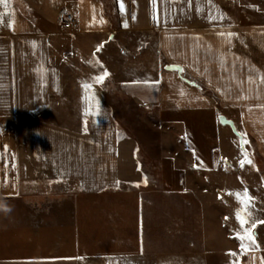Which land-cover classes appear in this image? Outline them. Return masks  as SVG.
Segmentation results:
<instances>
[{"label":"crops","instance_id":"0c3cea01","mask_svg":"<svg viewBox=\"0 0 264 264\" xmlns=\"http://www.w3.org/2000/svg\"><path fill=\"white\" fill-rule=\"evenodd\" d=\"M113 3L116 25L104 0L0 3V220L4 219L0 264H28L17 261L20 254L32 243H43L38 237L15 240L10 232L15 228L14 200L44 167L54 178L83 180L89 190L141 173L132 138L117 125L113 107L95 80L94 39L119 37L120 51L153 49L158 51V62L163 56L193 80L211 85L221 102L235 109L264 162V0ZM64 12L75 17L70 29L62 26ZM77 37L90 44L78 42ZM253 44L259 50L255 57ZM104 61L99 64L107 67L109 61ZM174 81L180 83L175 73L157 71L124 79L121 87L134 104L141 105L160 99L163 86ZM78 98L90 132L63 127L46 117L56 116L63 99ZM257 177L258 196L264 203V170ZM40 255L45 261L35 264L56 256L44 249ZM244 257L239 264H264V251L252 246ZM137 258L128 263L116 256L93 259L90 264H156ZM78 260L76 264L88 263Z\"/></svg>","mask_w":264,"mask_h":264},{"label":"rangeland","instance_id":"374dc122","mask_svg":"<svg viewBox=\"0 0 264 264\" xmlns=\"http://www.w3.org/2000/svg\"><path fill=\"white\" fill-rule=\"evenodd\" d=\"M104 3L116 25L113 0ZM118 39L93 40V72H109L100 83L102 91L117 125L132 138L141 173L92 190L81 179L54 178L47 167L35 173L12 204L15 228L10 233L15 240L38 237L43 243L30 244L17 261H45L44 249L56 256L40 264H76L77 258L90 264L116 256L128 263L141 257L156 264H239L247 248L264 251V203L256 188L264 162L235 109L182 67V73L166 70L178 64L163 56L158 62V51H120ZM77 41L89 43L83 37ZM253 47L255 57L259 50ZM99 60H108L107 67ZM157 71L175 73L180 83L164 85L155 102L134 104L121 81ZM219 116L232 120L236 132ZM46 117L78 132L91 131L79 98L63 99L56 116ZM237 194L252 198L242 213L243 226L237 211L244 205Z\"/></svg>","mask_w":264,"mask_h":264},{"label":"snow or ice","instance_id":"6c2138e0","mask_svg":"<svg viewBox=\"0 0 264 264\" xmlns=\"http://www.w3.org/2000/svg\"><path fill=\"white\" fill-rule=\"evenodd\" d=\"M0 3H6V0H0ZM2 19H3V14H0V20H2ZM229 35H231V34H229ZM108 75H109V73H107V71H105V72H103V74L97 76L95 78V80L97 83H101V82H103L105 77ZM89 87H90V85H87V84L85 85L86 89ZM248 162L251 163V161H248ZM237 197H238V199H240L241 203L244 205V207L242 209L237 211V218L240 220L241 225L243 226L244 224L247 223V221L243 218L242 213H246L247 206H248V204H250L252 198L250 196H247V195H245L243 198H241V194H237ZM245 231L247 232L248 230L245 229ZM248 239H253V238L251 237V235H249ZM230 254L235 255L234 253H230Z\"/></svg>","mask_w":264,"mask_h":264},{"label":"water","instance_id":"95a60500","mask_svg":"<svg viewBox=\"0 0 264 264\" xmlns=\"http://www.w3.org/2000/svg\"><path fill=\"white\" fill-rule=\"evenodd\" d=\"M166 70H176L179 73H182V68L179 65H167L165 67ZM219 121L221 122V124L223 125H228L232 128V130L234 132H236V128L234 125V122L232 120L227 119L225 116H219Z\"/></svg>","mask_w":264,"mask_h":264},{"label":"built area","instance_id":"2783aa9c","mask_svg":"<svg viewBox=\"0 0 264 264\" xmlns=\"http://www.w3.org/2000/svg\"><path fill=\"white\" fill-rule=\"evenodd\" d=\"M75 17L70 12H64L62 15V26L64 29H70L75 25Z\"/></svg>","mask_w":264,"mask_h":264}]
</instances>
